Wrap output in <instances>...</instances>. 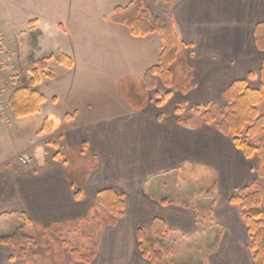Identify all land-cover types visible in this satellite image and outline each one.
Wrapping results in <instances>:
<instances>
[{"label": "crops", "instance_id": "obj_1", "mask_svg": "<svg viewBox=\"0 0 264 264\" xmlns=\"http://www.w3.org/2000/svg\"><path fill=\"white\" fill-rule=\"evenodd\" d=\"M131 1L0 0V27L12 31L16 42L25 32L38 31L40 47L51 31V51L57 49L46 61L51 75L39 70L34 86L45 101L33 115L40 116L51 101V112L41 115L34 130L36 138L51 136V161L45 153L44 164L34 171H26L22 163L17 168L0 165V236L7 234L2 232L3 224L22 218L19 214L27 217L30 227L42 230L85 221L93 208L103 210L98 207L97 192L112 188L124 197L123 215L98 231L99 242L89 264H151L139 253L136 230H148L154 217L172 229L176 239L172 257H181L179 250L175 252L177 242L216 230L221 232L218 241L199 264H251L246 226L228 199L232 191L257 179V156L245 157L215 123L195 117L190 125L178 123L176 106L166 107L172 91L158 77L139 103L143 107L121 97V82L141 78L158 63L162 48L156 33L135 37L127 26L111 21L114 8ZM88 3L94 14L87 13ZM171 11L174 30L184 44L180 54L191 68V88L180 93L185 99L177 103L185 101V108H190L214 102L235 80L259 88L264 51L256 46L254 27L264 22V0H177ZM59 52L71 59V67L56 60ZM30 62L25 68L29 73ZM15 73L3 83L8 89L2 100L6 106L12 91L26 86L31 78L17 84ZM48 79L51 96L44 90ZM98 89L109 94V107L97 106L101 101ZM5 108L0 111L11 124ZM257 109L264 116V102ZM48 115L57 117L60 124L51 133H40ZM84 160L92 164L86 172L81 168ZM72 165L79 170L72 172ZM170 175H186L210 187V206L197 209L170 200ZM162 199L169 202L162 203ZM197 212H210V227L197 224ZM29 254L30 249L24 258H16L11 247L0 243V264H27ZM172 257L163 264H178Z\"/></svg>", "mask_w": 264, "mask_h": 264}, {"label": "trees", "instance_id": "obj_2", "mask_svg": "<svg viewBox=\"0 0 264 264\" xmlns=\"http://www.w3.org/2000/svg\"><path fill=\"white\" fill-rule=\"evenodd\" d=\"M149 1L132 0L125 6L115 7L111 16L112 22L127 26L132 36L141 37L156 33L162 42L156 65L148 68L138 80L128 78L121 82V97L130 104L138 103L139 107H143L139 103L146 97L147 90L155 87L157 77L168 88H176L179 83L183 84V93L189 90L191 79L186 62L178 58L179 50L184 44L179 41L173 25L171 7L177 0H158L162 5L161 16L153 12L148 4ZM254 37L257 48L264 51V22L255 25ZM51 57L50 54L48 57L33 62L31 78L27 85L18 86L8 97L7 104L15 117H25L39 112L45 97L35 90L34 86L39 82V70H48L46 61ZM56 60L67 67L72 66L71 59L63 53L59 52L56 55ZM47 72L50 74L49 70ZM221 96L226 105L220 111L215 103H205L197 106L194 113L200 115L206 124L215 122L218 113L221 119L216 123L217 129L223 135L231 137L235 147L240 149L245 157L257 156V179L239 192L232 194L228 200L237 207L246 226L251 264H264V182H259V180H264V116L257 109V106L264 102V60L260 70L258 89L248 87L245 80H235L222 91ZM182 108L181 104L176 106L177 122L183 125L192 124L194 116L183 111ZM59 124L60 120L57 117L48 115L43 120L39 132L51 133ZM249 140H255V143L252 144ZM44 152L42 147H37L34 151L38 165L44 163ZM78 195L79 192L75 191V196ZM96 200L98 207L107 213L108 224L114 225L123 215L124 197L114 189L99 190ZM161 202L169 201L162 199ZM209 213L197 212L196 222L199 226L205 228L211 226L213 219ZM97 214V208H93L90 215H94V217H89L91 221L97 217ZM19 216L29 222L24 215L19 214ZM77 222L79 221H71L69 224L74 225ZM43 231V239L40 244L44 247L45 252H52L53 259L57 264H72L73 261L89 264L95 256V247L87 252L73 249L71 259L64 263L62 248L66 243L62 240L63 227L55 224ZM136 242L141 256L151 264H163L167 258L174 255L173 244L176 239L172 229L161 218L154 217L148 230L138 228ZM0 243L11 247L15 252V257L19 259L26 256L29 246L39 244L33 237L23 233L21 228L12 233L1 235Z\"/></svg>", "mask_w": 264, "mask_h": 264}, {"label": "rangeland", "instance_id": "obj_3", "mask_svg": "<svg viewBox=\"0 0 264 264\" xmlns=\"http://www.w3.org/2000/svg\"><path fill=\"white\" fill-rule=\"evenodd\" d=\"M148 4L156 15L161 16L162 5L159 4L158 0H150ZM90 5L91 3H88L87 6V13L89 15L94 14L93 8ZM38 34V31H27L22 35L21 39L17 38L18 42H16L14 33L8 30L5 26H3L0 31V63H4L3 65H0V81H2L0 83V109L1 107H7L5 108L6 112L11 116V119H13L11 124H7L9 119L2 110L0 111V118L2 121H4H0V165L2 167L8 166L10 168H17V165L22 163V166H24V169L26 171L36 170L37 167L41 165L37 164V160L34 156V151L37 147H42V145L46 148V152H44V154L46 153L45 156L47 161H51L50 158L51 154L53 153V148L51 147V136L42 135L39 136V138H36L34 133L35 128H37L38 123L40 122L41 115L45 112H51V101L47 103L46 106H44L45 108L43 109V112L40 116L29 115L21 119L16 118L12 114V110H8L9 106H6L2 102L5 95H7L8 90L7 87L3 85V83H6L7 81L9 82V77H12V71H16L15 75L13 76L16 77L17 84H21L22 82L26 81L27 78L31 77V73H29L25 69L28 68V66L31 64V60L35 62L36 60L48 57L51 52H56L57 49H55V51H51V31L47 32L46 38L42 41L40 47H38V44L36 42V36H38ZM180 51L181 49L179 50L178 58L183 59L184 55H181ZM188 68L189 71H191V68ZM48 75H51V73ZM45 81V93L51 96V80L48 79ZM254 84H256V82H253L251 86H254ZM183 89L184 85L180 83L176 88L169 87V92L172 91V93H170V97L167 101L166 107H174L178 104H181L183 106V111L191 113L195 118L198 119V121H202L203 119L201 118V116L194 113L195 108L201 105H194L190 108H185V101L177 103L179 99H185V97L180 94H185L182 92ZM97 92L99 93V95H101V101L97 104V106L109 107L108 103L111 100L109 94H107V92L103 93L100 89H98ZM99 98L97 97V99ZM221 99L222 96L219 99L222 102H220L218 99H215L214 102L210 101V103L213 102L216 104V107L219 109V111L226 105V102ZM110 107H114L113 103L110 105ZM104 114L107 113H101L100 115ZM220 119L221 117L217 113V118L213 123H218ZM37 139H39L38 142H36ZM249 141L252 144L255 143V140ZM37 143H39L40 145L37 146ZM26 146H29V148H25ZM42 148L44 149V147ZM91 166V162L89 164L85 160L82 161L81 168L84 172L88 171ZM78 170L79 168L75 166L71 171L75 172ZM169 180L171 182L170 184H168L167 189L171 190V192L168 193V197L170 198V200H175L186 205L195 206L197 209H204L210 206L212 202L211 196L210 194H208L210 187H206L204 184H198L186 175L184 177L178 178L170 175ZM259 182L263 183L264 180H259ZM240 190L241 189H235L231 194L239 192ZM92 217H94V215ZM7 221L9 222L3 224L4 227L2 232H7V234H9L21 228L23 233L33 237V239L37 243H39L36 246H29L28 250L30 249L31 254H29L28 258L26 259L27 264H57L53 259L52 252H45L44 247L40 244L44 234V231L42 229H35L34 227H30L27 221L19 217L10 218ZM107 224V213L102 210V212H98L97 217L92 221L89 218L85 221H79L74 225L67 224L65 226H62L64 229V233H62V240H64L66 243V245L62 248L64 263H67V261L71 259V251L73 249H77L81 252H87L88 250H91L93 249V247H95L96 250L97 244L99 242L98 231ZM220 233L216 230H210L209 232H206V235L204 237L201 238H193L187 240L182 239L180 242H177L176 247L178 249L175 250V252L179 250L178 252L181 253V257H178L177 255L175 257H172V259L178 264L183 263L181 260L182 258H184V262L186 261L189 264H197L205 256L206 252H210V250L214 248L215 244L218 241ZM72 264L80 263L73 261Z\"/></svg>", "mask_w": 264, "mask_h": 264}]
</instances>
